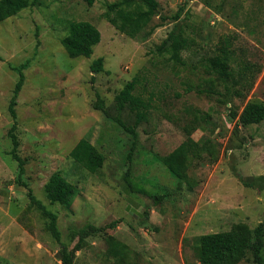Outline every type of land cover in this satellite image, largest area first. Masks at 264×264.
Listing matches in <instances>:
<instances>
[{
	"label": "rangeland",
	"instance_id": "1",
	"mask_svg": "<svg viewBox=\"0 0 264 264\" xmlns=\"http://www.w3.org/2000/svg\"><path fill=\"white\" fill-rule=\"evenodd\" d=\"M114 1L87 6L82 0H39L0 22V264H61L59 244L46 218L30 204L27 188L14 182L17 162L8 154L13 122L8 105L18 79L13 67L21 64L15 132L25 160L23 180L56 213L61 240L69 248L84 225L104 227L82 242L73 264H115L107 250L109 236L126 246L121 264H199L195 236L228 231L238 223L251 229L264 224V119L236 125L232 116L249 99L264 102V0H208L209 6L202 0H157L163 16L182 12L144 41L120 33L103 18ZM76 20L100 31L89 57L70 58L60 43ZM158 22L154 16L151 24ZM170 32L187 40L179 61L157 51ZM225 36L231 41L228 79L207 62L219 55L217 43ZM97 57L103 67L94 72L90 64ZM134 77L146 119L136 128L128 162L132 137L111 118L115 95ZM97 95L106 113L94 108ZM121 118L129 125L135 120L128 106ZM82 137L104 157L95 173L69 156ZM183 141L191 151L186 177L178 181L161 158ZM56 171L77 187L70 208L45 196L43 185ZM136 188L168 195L154 205ZM111 222L115 225L108 227ZM237 264L258 263L247 252Z\"/></svg>",
	"mask_w": 264,
	"mask_h": 264
},
{
	"label": "trees",
	"instance_id": "2",
	"mask_svg": "<svg viewBox=\"0 0 264 264\" xmlns=\"http://www.w3.org/2000/svg\"><path fill=\"white\" fill-rule=\"evenodd\" d=\"M87 6H92L96 0H82ZM205 5H211L208 0H202ZM39 0H0V22L17 15L22 9L35 6ZM107 10L103 18L113 25L120 33L141 41L147 40L154 29L161 26L166 20L176 21L180 18L182 9L177 10L169 17L159 13L157 0H117L106 5ZM154 16H158L159 22L151 24ZM101 34L98 28L87 20L71 21L68 24L66 34L60 39V43L70 58L89 57L93 53L95 45L100 41ZM186 38L180 34L170 32L167 38L158 46L159 53L169 52L171 60L179 61L180 51L186 45ZM170 42L167 48L166 44ZM231 46L230 39L225 36L217 43L218 56L207 60L208 66L223 79L231 78L228 66V49ZM1 59V58H0ZM103 58L97 57L91 61L90 69L94 72L102 70ZM25 64L13 67L18 73V79L14 85L13 93L9 101L8 111L12 118V125L7 135L11 141V148L8 154L17 162V176L14 182L27 188L29 202L47 220V230L53 239L59 244V257L61 264H73L76 252L80 249L82 242L91 235L103 231L104 227L93 224H86L76 231V241L72 247H68L60 237L57 226V215L49 210L32 193L31 188L23 180L25 173V160L18 154L19 139L16 135V111L17 96L24 81L23 68ZM136 78L126 82L115 95L116 114L111 119L126 133L132 137V142L126 155L128 162L131 161L137 141V126L146 119V105L142 98L135 94ZM236 81V80H235ZM94 108L106 113L104 103L97 95ZM128 106L134 113L133 124H126L121 118L122 110ZM236 118V125L258 124L264 119V102L259 99H249L240 112H233ZM191 151L188 141L181 142L171 152L161 158L162 164L171 175L178 181L186 177V164ZM69 156L76 163L80 164L90 173L99 171L103 165L104 157L96 147L85 137L80 138L69 151ZM129 169L125 173L127 179ZM44 193L50 203H58L65 208H70L75 196L77 187L68 181L60 172H53L43 185ZM137 192L146 194L156 205L166 198L168 192L150 193L143 188H136ZM111 222L108 227L114 226ZM108 253L116 259L115 264H121L125 252V244L113 236L107 237ZM264 246V224L258 223L254 228L238 223L228 231L210 232L195 236L193 238L194 254L199 264H237L247 252H251L258 264H264L262 249Z\"/></svg>",
	"mask_w": 264,
	"mask_h": 264
}]
</instances>
